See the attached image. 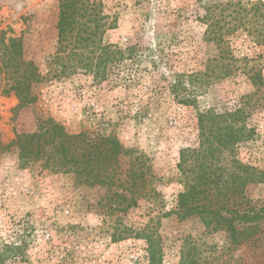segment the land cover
<instances>
[{"label":"rangeland","instance_id":"rangeland-1","mask_svg":"<svg viewBox=\"0 0 264 264\" xmlns=\"http://www.w3.org/2000/svg\"><path fill=\"white\" fill-rule=\"evenodd\" d=\"M60 1L0 0V42L21 39L42 75L37 102L23 107L1 95L0 74V264H149L145 234L163 264H264V184L248 187L260 218L236 223L240 244L200 217L169 214L183 191L180 152L199 147V112L242 109L254 134L231 157L264 171V87L248 81L264 77V0H77L82 44L65 42L53 64ZM193 74L207 76L191 85ZM49 118L70 136L115 138L130 155L92 163L103 184L53 152L22 169L16 142ZM75 147L83 154L86 143ZM142 171L146 184L128 175Z\"/></svg>","mask_w":264,"mask_h":264},{"label":"trees","instance_id":"trees-1","mask_svg":"<svg viewBox=\"0 0 264 264\" xmlns=\"http://www.w3.org/2000/svg\"><path fill=\"white\" fill-rule=\"evenodd\" d=\"M77 2V0L60 1L57 26L58 49L52 56L53 64L64 61L61 56L63 44L75 40L73 34L77 27L76 35H80L81 29L86 25L80 21L86 16V13H83L84 7L78 6ZM75 43L82 44L80 37L76 38ZM0 45V52H3V58H0L3 60L0 74L4 70H7L4 73L8 74L5 78L6 87L1 91V95L4 97L15 95L23 107L35 104L38 98L34 94V86L42 81L39 67L32 60L24 58V46L21 39L11 38L8 43L1 39ZM107 49L111 51V47ZM203 76L207 74H193L187 77L181 75L173 86L174 90L183 89L185 81L182 79L185 77L189 84L194 85V81H198ZM214 77L225 80L232 77V74L231 72H220ZM248 81L254 86L264 87V77L261 73L252 74ZM197 126L199 147L183 149L180 152L178 169L183 191L178 194L176 209L169 214L176 215L180 220L200 217L207 226L212 227L213 231H226L230 234L234 244H240L241 232L237 230L236 223H251L260 218L258 215H251L253 209H247L249 201L246 193L250 185L264 184V171L243 164L231 157V154L237 145L252 138L254 130L248 128L242 109L218 113L210 108L199 112ZM78 142L86 143L83 154L76 153L77 147L75 146ZM16 146L20 152L22 169H25L31 161L43 160L45 156H50L53 152L58 165L65 163L72 165L86 176H94L92 163L95 165L113 164L120 156L130 155V151H125L115 138L102 137L99 140H92L85 134L70 136L64 126L51 118L40 125L38 132L19 138ZM102 146L104 150L101 151ZM2 150L4 148L0 143V152ZM226 154L229 157H226ZM191 159H194V163L190 162ZM130 173L128 175H131V178H138L146 184L144 171L139 174ZM97 176L95 174L93 183L103 184L102 181L97 180ZM132 185L135 187L134 184ZM123 199L125 202L126 199ZM137 204V200L132 198L127 207L121 211H127ZM119 239L113 236L114 241ZM142 239L146 241L148 263L163 264L159 240L151 234H145Z\"/></svg>","mask_w":264,"mask_h":264},{"label":"built area","instance_id":"built-area-1","mask_svg":"<svg viewBox=\"0 0 264 264\" xmlns=\"http://www.w3.org/2000/svg\"><path fill=\"white\" fill-rule=\"evenodd\" d=\"M2 224V222L0 221V225Z\"/></svg>","mask_w":264,"mask_h":264}]
</instances>
